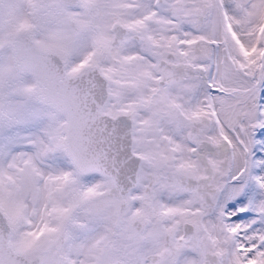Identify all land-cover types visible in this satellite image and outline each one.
I'll use <instances>...</instances> for the list:
<instances>
[{"label":"snow or ice","instance_id":"obj_1","mask_svg":"<svg viewBox=\"0 0 264 264\" xmlns=\"http://www.w3.org/2000/svg\"><path fill=\"white\" fill-rule=\"evenodd\" d=\"M0 264H264V0H0Z\"/></svg>","mask_w":264,"mask_h":264}]
</instances>
